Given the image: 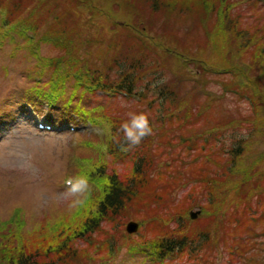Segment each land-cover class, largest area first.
<instances>
[{
	"label": "rangeland",
	"instance_id": "1",
	"mask_svg": "<svg viewBox=\"0 0 264 264\" xmlns=\"http://www.w3.org/2000/svg\"><path fill=\"white\" fill-rule=\"evenodd\" d=\"M203 1L207 0H176V4L172 3V0H162L154 7L150 6L147 9L143 7L140 1L137 2V7L135 0H124L125 9L120 13L122 16L112 19L113 17L111 18L105 10L108 9L112 13H116L117 9L113 5L111 6L108 0H95L94 4L98 6L96 9L91 7L92 4L88 5L72 0V2H75L73 4L77 5L78 11L74 10L75 14L78 15L77 21H74L75 16L71 13V17L74 19L71 18L74 21L73 24L44 21L35 30L26 29V32H21L15 29V31L9 33H7L9 30L7 26L0 28L1 232L16 237L19 243H23L24 237L26 240L27 235H35L38 239L47 237V240H50L56 231L59 232V228H57L59 222L71 219L79 208L86 206L85 203L75 208L68 206V202L63 198V193L66 191L65 181L80 172L79 165H82L83 168L89 165L86 169L89 171L92 164L103 160V156L99 155L101 153L99 144L106 142L108 131L103 124L87 123L82 118L71 115L69 109H67V113L57 110L62 108L61 103L65 100L59 101L57 109L49 108L44 100L41 102L36 101V98L32 96L33 89H35L34 85L37 82L35 77L42 75L37 67V61L41 58L49 59L61 55L72 60L73 64L78 67L90 64L92 59L96 60L99 56L102 61L99 63V60H97L93 66L96 67L97 65V69L105 75L109 65H106L109 53L105 48L111 47L113 52L112 49L116 44L119 45L118 51L122 49L123 53L127 55V60L132 61V63L135 60H141L146 62L147 66L150 65L145 71L146 74L141 76L145 80L152 81L150 87H155L154 95L156 97L158 96V85L166 83L175 90L177 100L178 95L183 97V105L191 103L194 108L197 106L201 108L203 114L198 117L194 129L203 126L205 119L217 120L219 113L224 116H233L231 128L223 129V127H219L222 130L220 134L214 138L210 137L212 142L207 144L205 152L197 156L193 155L195 150L200 148V138H198L197 147H194L196 148L194 150L191 149L190 145H184L180 142L179 136H176L179 141L178 146L175 148L176 156L181 157L180 150H186L184 152L185 157L176 160L180 169H176L173 175L177 187L174 189L175 193L172 194L179 193L182 196L184 192L187 193L186 199L183 197L181 208L186 212L180 213L181 215L178 216L181 220H184V224L187 226L193 224L198 218H206L203 208L199 204L202 205L206 202L209 192L207 194V188L202 190L201 186H196L192 181H189L186 185L182 184L186 175L181 168L190 166L195 169L193 165L195 164L202 168L209 167L208 170L213 168L222 169L227 162L222 146L229 143L230 137L240 138L249 135L247 144H258L260 149H264V137H262L264 135V89L259 84L264 83V74H259V68L253 70L252 82H256L259 91L255 86L256 91L253 92L250 99L251 93L247 90L246 93H242L245 92L244 84L236 78L233 80L230 76H227L229 82H224L227 77L222 75L219 76V78H222V83H220V79L217 83L210 74L203 76L202 72H199L201 67L194 64V60L181 61L179 58L175 59L170 54L163 52L161 48L150 46L145 37L142 40L133 36L132 33H125V29H128L126 24L124 29L114 27L116 23L123 25L124 23L143 22L146 27H151L154 36H156V33L159 37H162L160 38L163 39L162 41L171 42L172 39L176 40L174 44L180 51L186 50L189 56H183L189 59H192L193 56L191 55L195 54L197 43H201L203 47L207 48L201 56V59H203L201 61L209 66L207 69L220 68L223 65L219 61L228 58L205 43V32L207 29L213 28L215 17L204 10ZM32 2H38V0L24 2L26 7L21 17L26 18V20L30 18L27 9L32 8L36 11L35 17L37 19L44 15L50 16L46 14L48 10H45L48 8V3L45 5L43 0L41 1L42 4L32 7ZM62 3L67 4L65 0H62ZM69 6L71 5L69 4ZM238 6L240 7H238L237 12L241 15V22H262L264 27V0H257L255 3L241 2ZM149 9L155 11V14H150ZM61 10L63 9H57L53 15L59 14ZM129 10L132 11V15ZM135 14L138 18L135 17ZM63 27L71 30V36L76 41L78 40L75 47L58 48L45 36L47 30L51 31L53 29L54 31L63 32ZM116 36L117 38L114 40ZM87 38L90 42H86ZM101 39H104L105 42ZM97 40H101V45L95 48L94 42ZM90 43L93 46L89 47ZM71 48L76 49L73 54L70 53ZM126 63L129 65L128 61ZM208 72L211 73L209 70ZM46 76L43 75L44 80ZM73 83L74 79L70 78L65 84L66 98L72 91ZM146 83L143 82L140 88H143V84ZM79 92L81 91H78L77 96ZM149 92L142 94L141 99L139 95L132 97L123 93L105 94L104 98H98L92 97L89 92H85L82 100L89 106H95L98 109L105 104H111L113 111L122 115L129 111L145 110L149 114L153 132L157 135L158 127L163 129L161 126L163 125L167 128L168 122L162 121L166 119V115L157 109L156 106L158 105H153V111H149V107L145 106V102L154 96L150 90ZM253 99L263 113L261 114L263 118L259 119L257 126H250L246 121L249 113H252L251 102H254ZM77 101V98L73 99L72 108L75 107ZM208 103L212 105V109L205 107V104L207 106ZM39 121L50 123L54 126L53 130H40L37 127ZM214 121L211 120L209 124L218 126L215 125ZM184 124L180 123V125ZM167 132L170 134L173 143L178 142L174 134L180 133V130L174 128L172 131ZM198 133L202 137L207 135V132ZM159 144L155 146L158 150ZM180 144L184 147L181 148ZM167 148L170 149L171 145L167 144ZM259 151L261 150L250 151L243 158L245 159L244 167L260 157L261 152ZM153 154L154 152L151 155L152 157H154ZM104 160L108 161L109 165H111V162L117 165L108 166V168L115 167L122 170L124 167V163L120 159L106 155ZM152 161L155 165L154 160ZM170 164V161H168L165 168L169 167ZM157 169L155 168V170ZM208 173L211 176V172L208 171ZM168 176L171 177L169 174ZM218 182L222 183L221 180ZM222 189L220 188V190ZM96 192L97 189L95 191V188L89 184L88 196L92 197ZM150 198V200H153L156 195L154 197L150 196ZM90 199L87 201L89 202ZM153 204L156 205L157 203ZM197 210H200V212L196 218H190V212ZM17 213L20 215L18 222L20 226L22 225L21 227H17L18 222L12 224ZM216 216H218V213L213 215V217ZM81 217L80 215L75 221L79 222ZM122 219H126L124 215L119 219L110 218L109 222L101 223L99 228L102 230V238L105 237L103 242L105 241L106 251L100 252L98 250L99 246L97 247L95 244L90 248L94 257L93 261L87 256H84L82 260L75 256V253L69 257L68 250L64 251L62 256H67L71 263L78 264H264V232H260L252 240L255 242V247L248 251L244 250L243 255H240L239 242L236 243L235 238L225 235L224 237L221 236L220 239L210 236V241L207 243L194 245V247H190V245L184 250H177L165 256L164 260H156L145 252H129V249L135 243L134 241H138V243L145 241L146 236L153 238L152 235L148 236L142 230L145 226L140 222H138L137 231L131 234L126 233L125 225L130 220L136 221L134 219L125 221L122 229L119 227L113 232L111 231L112 228L110 230L112 224L115 225L118 222L120 225L118 220L121 221ZM175 223H172V219H170L166 224H162L163 233L174 231L172 227ZM105 228H109L110 232H107ZM123 234L130 235L126 237V240L132 237V243H125L124 246L115 251L113 244L115 245V240H118L117 237H121ZM106 235L109 236L106 237ZM100 240L102 241V239ZM120 242H124V237ZM91 243L92 239H82V241L75 239L74 244L75 246L84 247ZM257 254H259V259ZM253 255L256 256L258 261L249 260ZM241 256L248 259L243 260Z\"/></svg>",
	"mask_w": 264,
	"mask_h": 264
},
{
	"label": "trees",
	"instance_id": "2",
	"mask_svg": "<svg viewBox=\"0 0 264 264\" xmlns=\"http://www.w3.org/2000/svg\"><path fill=\"white\" fill-rule=\"evenodd\" d=\"M25 1L27 0L19 2L17 0H0V28L7 26L9 28L7 33H9L15 31V29L21 32H26V29L35 30L44 21L73 24L78 19V15L74 12V10L77 11V5L73 3L77 1L88 5L92 4L93 9L98 7L94 4L95 0H75V2L65 0L67 4H63L62 0H44L45 5L48 3V8L45 9L48 10L46 14L50 16L44 15L37 19L35 17L36 11L32 8L27 9L30 18L26 20V18L21 17L26 7L24 5ZM41 1L43 0L32 2L31 6L35 7L42 4ZM108 1L117 11L112 13L107 9L105 10L106 13L111 18L113 17L112 19L122 16L120 13L125 9L124 0ZM138 1L143 4V7L150 8V6L154 7L162 0H135L136 5ZM255 1L257 0L203 1L204 10L215 17L213 28L207 29L205 32V43L228 58L219 61L223 65L220 68L207 69L209 66L201 61L203 60L201 56L207 48L203 47L201 43H197L195 54L191 55L193 56L192 59H189L183 56H189L187 51H180L174 44L176 40L172 39L171 42L162 41L163 39H160L162 37H159L156 33V36H154L151 27H146L143 22L124 23L123 25L115 22L114 27L124 29L126 24L128 29H125V33H132L133 36L142 40L145 37L150 46L161 48L163 52L170 54L175 59L179 58L181 61L194 60V64L201 67L199 72H202L203 76L210 74L217 83H219V79L222 83V78H219L222 75L225 77L230 76L233 80L236 78L244 84L245 92L242 93H246L247 90L251 93V96L247 94L251 99L256 88L259 91L256 82H252L253 70L259 68V74H264V27L262 22H241V15L237 10L238 7L242 6H238L239 3H255ZM172 3L176 4L177 2L172 0ZM69 4L71 6L68 7ZM60 8L63 10L59 11V14L53 15L54 11ZM129 11L132 15V11ZM149 11L150 14H155V11L150 9ZM71 13L75 16V20L71 17ZM135 17L138 18L136 14ZM62 30L63 32L54 31L53 29L51 31L47 30L45 36L58 48L75 47L78 40L76 41L71 36V30H67L65 27ZM116 38L117 36L114 37V40ZM101 40L105 42L104 39ZM101 40L94 42L95 48L100 47ZM86 42H90V40L87 38ZM91 46L93 45L90 43L89 47ZM118 47L119 45L116 44L112 49L113 52L111 47L105 48L109 53L108 62L106 63V65L109 64L108 71L105 75L97 69V65L96 67L93 66L97 60H99V63L102 61L99 56L96 60L92 59V62L90 60V64L78 67L73 64L72 60L61 55L49 59L41 58L37 61V67L42 77L43 75L47 76L45 80L34 85L35 89L32 88L33 93L37 97L45 99L51 108L57 107L60 100H65L61 103L65 111L66 108H70L73 115L75 114L93 123L103 124L108 131V138L105 143L99 144V151H101L99 155L103 156L102 161L92 164L89 171L86 170L89 165L84 168L79 165V173H89V184L95 188V191L97 189L94 196H88V199H91L89 202L88 199L86 200L84 204L86 206L79 208L71 219L59 222L57 224L59 232L56 231L50 240H47V237L38 239L35 235H27L26 240L24 237L23 243H19L16 237H11L10 234L0 230V264H78L71 263L67 256H62L66 250H68L67 254L70 253L69 257L75 253V256L82 260L84 256H87L93 261L94 257L90 248L95 244L97 247L99 246L98 250L100 252L106 251L105 241L103 242L105 237L102 238V230L99 226H101V223L109 222L110 218L119 219L122 215L126 219L118 220L120 225L118 222V224H112L110 230L112 228L111 231L113 232L119 227L122 229L125 221L129 219L140 222L145 226L142 230L148 236L152 235L153 238L146 236L145 241L140 243L134 241L135 243L131 246L129 252H145L156 260H164L165 256L177 250H184L187 246L194 247V245L207 243L210 241V236L220 239L221 236L224 237L225 235L232 236L235 238L236 243L239 242L240 255H243L245 251L255 247V242L252 240L260 232H264V149H260L258 144H247L249 135L240 138L230 137L229 143L222 146L227 162L220 170L214 168L208 170L209 167L202 168L195 164H193L195 169L190 166L181 168L186 175L182 184L186 185L189 181H192L196 186H201L202 190L207 188V194L209 192V195H207L208 199L205 203L199 204L203 208L206 218H198L189 226L185 225L184 220L179 218L180 213L186 212L181 208L183 197L186 199L187 193L184 192L182 196L179 193L172 194L175 193L174 189L177 187L173 175L176 169H180L176 160L183 159L186 150L181 149V157L176 156L175 148L179 143L176 136H179L180 142L184 145H190L191 149L194 150L196 149L194 147H197L198 138H200V148L195 150L193 155L197 156L205 152L207 144L212 142L210 137L214 138L220 134L222 130L219 127H223V129L231 128L233 116H224L219 113L217 120L211 119L218 126H211L209 124L211 120L205 119L207 122L204 121L203 126L194 129L198 117L203 114L201 108L199 106L194 108L191 103L183 105V97L178 95L177 100L175 90L166 83L158 85V96L156 97L154 95L155 87H150L152 81L145 80L141 76L146 74L145 71L150 65L147 66L146 62L141 60H135L132 63V61L127 60V55L123 53L122 49L118 51ZM75 51L76 49L71 48L70 53L73 54ZM126 61L129 62V65ZM39 77L41 78L40 75ZM70 78L74 79V83L70 95L66 98L65 84ZM143 82L147 83L143 84V88H140ZM224 82H229L228 77ZM259 84L264 89V83ZM149 90L154 96L145 102V106L149 107V111H153V105H158L156 106L157 109L166 115V119L162 121L168 122L167 128L161 125L163 129L158 127L157 135L153 132V135L145 137L138 146L127 151L121 150L120 144L112 139L117 134L121 122L126 119V115L113 111L111 104H105L98 109L95 106H89L82 100L85 92H89L92 97L98 98H104L105 94L115 95V93L123 92L132 97L139 95L141 99L142 94L150 93ZM78 91L81 92L77 96ZM97 91L103 94H98ZM74 98H77L78 101L75 107L72 108L71 103ZM255 104V101L251 102L252 113H249V117L246 119L250 126H257L259 119L263 118L261 117L262 110L259 109V105L256 104L255 106ZM205 107L213 108L210 103L207 106L205 104ZM180 123L185 124L180 125ZM174 128L180 130V133L174 134L178 141L175 143L171 141L170 134L167 132L172 131ZM198 132H201V134L207 132V135L202 137ZM120 142L123 143L122 134L120 135ZM158 144L159 150L155 148ZM167 144L171 145L170 149L167 148ZM182 147L184 146L181 145ZM253 150H261L259 151L261 152L260 157L244 167L245 159L243 158ZM153 152L154 157L151 156ZM106 155L122 160L124 163L123 169L108 168V166L117 165L112 162L109 165V162L104 160ZM152 160H154L155 165H153ZM168 161L171 164L165 168ZM241 164L243 165L241 166ZM155 168L158 169L155 170ZM207 170L211 172V176ZM219 180L222 183H219ZM220 188L223 189L220 190ZM155 195L156 198L150 200V196L154 197ZM153 203L157 204L154 205ZM216 213H218V216L213 217ZM80 215L82 216L80 221L76 222L75 220ZM19 216L18 213L15 214L16 219L12 221L13 223H9H17ZM170 219H172V223L176 222L172 227L174 231L163 233L162 224H166ZM21 226L18 222L17 227ZM105 230L110 232L109 228H105ZM108 236L106 235V237ZM129 236L123 234L121 237H117L118 240H115V245L113 244L114 250L117 251L125 243H132V237L126 240V237ZM123 237L124 242L121 243ZM75 239L81 241L82 239H92V243L79 247L75 246ZM189 251L191 250L189 249ZM241 257L243 260L248 259L244 256ZM257 258L259 259V254H257ZM257 258L253 255L249 260L256 262V260L258 261Z\"/></svg>",
	"mask_w": 264,
	"mask_h": 264
},
{
	"label": "clouds",
	"instance_id": "3",
	"mask_svg": "<svg viewBox=\"0 0 264 264\" xmlns=\"http://www.w3.org/2000/svg\"><path fill=\"white\" fill-rule=\"evenodd\" d=\"M118 130L112 139L120 144L121 150H130L138 146L141 141L153 135V128L149 121V115L143 111H129L126 114ZM122 134L123 143L120 142ZM66 191L63 198L68 202L70 208L82 206L88 199L89 173L81 172L66 179Z\"/></svg>",
	"mask_w": 264,
	"mask_h": 264
},
{
	"label": "water",
	"instance_id": "4",
	"mask_svg": "<svg viewBox=\"0 0 264 264\" xmlns=\"http://www.w3.org/2000/svg\"><path fill=\"white\" fill-rule=\"evenodd\" d=\"M199 212H200L199 210L191 211L189 214L190 218H192V219L196 218V216L199 214ZM137 229H138V224L136 222H133V221L129 222L126 226V230L129 233L135 232V231H137Z\"/></svg>",
	"mask_w": 264,
	"mask_h": 264
}]
</instances>
